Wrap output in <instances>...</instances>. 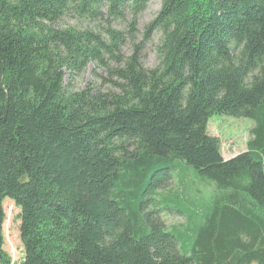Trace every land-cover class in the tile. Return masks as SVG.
<instances>
[{
	"label": "trees",
	"instance_id": "trees-1",
	"mask_svg": "<svg viewBox=\"0 0 264 264\" xmlns=\"http://www.w3.org/2000/svg\"><path fill=\"white\" fill-rule=\"evenodd\" d=\"M148 2L0 0V264L5 199L21 264H264V0H161L155 69L135 43ZM89 64L100 84L73 91ZM214 115L254 123L245 152L223 158ZM177 161L226 191L189 247L153 199Z\"/></svg>",
	"mask_w": 264,
	"mask_h": 264
},
{
	"label": "rangeland",
	"instance_id": "rangeland-1",
	"mask_svg": "<svg viewBox=\"0 0 264 264\" xmlns=\"http://www.w3.org/2000/svg\"><path fill=\"white\" fill-rule=\"evenodd\" d=\"M161 0H149L146 9L137 20V34L135 43L143 44L142 65L146 69H155L160 64L157 47L160 43V33H154L149 41L143 40L145 26L153 20L159 11ZM128 20V18H127ZM61 28L95 29V26L79 21L74 17L64 18L60 23ZM113 28L125 32L126 24L118 22ZM122 53L128 57L132 53V45L126 42ZM103 75L100 70H95L89 64L85 71L74 77L73 80L65 78L66 84H71L73 91H82L90 83L100 84V79L94 74ZM67 76V75H66ZM254 123L249 119H234L222 115H214L208 121L210 136L217 137L221 142V153L225 160L245 152L247 143L251 139V130ZM177 171L169 181L167 188L159 190L153 197L155 202H160L161 211L157 214L158 220L168 231L180 234L182 244L193 243L194 239L206 227L207 221L212 218L215 208L219 206L222 211L224 203H217V198L226 191L219 190L215 183L200 177L191 167L181 161L175 164ZM149 210L156 211V203ZM5 220L3 223V251L9 259V264H21L24 258V248L20 240V209L13 201L5 199L2 202ZM256 213L258 209H255ZM244 214V213H243ZM221 212L218 215L220 219Z\"/></svg>",
	"mask_w": 264,
	"mask_h": 264
}]
</instances>
